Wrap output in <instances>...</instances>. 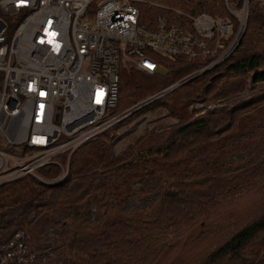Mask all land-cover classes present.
Returning <instances> with one entry per match:
<instances>
[{
	"label": "trees",
	"instance_id": "obj_1",
	"mask_svg": "<svg viewBox=\"0 0 264 264\" xmlns=\"http://www.w3.org/2000/svg\"><path fill=\"white\" fill-rule=\"evenodd\" d=\"M158 59L164 74L120 73L115 113L207 61ZM247 89L254 95L245 102L188 112L194 102L229 101ZM152 105L177 123L119 153L115 126L72 154L60 184L26 176L1 185L0 248L22 233L28 264H264L262 17L251 11L226 62ZM58 174L57 166L40 171Z\"/></svg>",
	"mask_w": 264,
	"mask_h": 264
},
{
	"label": "built area",
	"instance_id": "obj_2",
	"mask_svg": "<svg viewBox=\"0 0 264 264\" xmlns=\"http://www.w3.org/2000/svg\"><path fill=\"white\" fill-rule=\"evenodd\" d=\"M159 1L0 0V186L26 176L64 182L78 148L226 62L251 11L264 20V0H175L186 8L157 14ZM158 56L207 61L115 113L120 73L167 71ZM51 166L58 176L43 178ZM24 251L17 233L0 264H22Z\"/></svg>",
	"mask_w": 264,
	"mask_h": 264
},
{
	"label": "rangeland",
	"instance_id": "obj_3",
	"mask_svg": "<svg viewBox=\"0 0 264 264\" xmlns=\"http://www.w3.org/2000/svg\"><path fill=\"white\" fill-rule=\"evenodd\" d=\"M157 4L161 6L158 9L157 14H165L166 8H171V7L186 8L185 2H178L175 0H161L157 2ZM158 73L164 74L165 71L159 70ZM253 92L254 91H250L247 89L243 93L239 94L238 97L234 98L233 100H229V101L210 102V103H201L199 101L194 102L189 107L188 112H190L191 115L193 114L195 116V114H203L214 108H220L222 106L234 104L236 102H245L250 99ZM148 107H146L144 110H141L140 112L135 113L133 116L129 117L127 120L120 123L112 131V136H114V139L112 141L116 142L115 143L116 153L123 151L128 146L129 143L133 142L139 137L153 130H158L159 127L171 126L177 123L176 120L168 116L167 112L161 106H157V105L151 106L150 105ZM136 186L137 184H135V187ZM144 206H146V204ZM47 254L51 255L50 252H48ZM21 259L23 262L22 264H28V262L31 260V259H26V258H21Z\"/></svg>",
	"mask_w": 264,
	"mask_h": 264
},
{
	"label": "snow or ice",
	"instance_id": "obj_4",
	"mask_svg": "<svg viewBox=\"0 0 264 264\" xmlns=\"http://www.w3.org/2000/svg\"><path fill=\"white\" fill-rule=\"evenodd\" d=\"M21 3H23V0H21ZM99 102V101H98Z\"/></svg>",
	"mask_w": 264,
	"mask_h": 264
}]
</instances>
